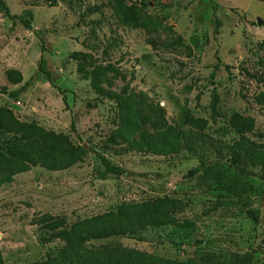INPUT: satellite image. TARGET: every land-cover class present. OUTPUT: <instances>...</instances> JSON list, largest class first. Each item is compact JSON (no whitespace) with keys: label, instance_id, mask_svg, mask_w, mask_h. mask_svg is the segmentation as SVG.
I'll return each mask as SVG.
<instances>
[{"label":"rangeland","instance_id":"obj_1","mask_svg":"<svg viewBox=\"0 0 264 264\" xmlns=\"http://www.w3.org/2000/svg\"><path fill=\"white\" fill-rule=\"evenodd\" d=\"M6 3L32 27L0 13V106L83 150L65 169L34 166L0 187L5 264H44L72 225L119 209L142 225L136 235L95 244L140 250L149 264H264V1ZM40 37L55 86L41 78L14 99L6 70L28 80ZM96 152L124 174L101 178Z\"/></svg>","mask_w":264,"mask_h":264},{"label":"trees","instance_id":"obj_2","mask_svg":"<svg viewBox=\"0 0 264 264\" xmlns=\"http://www.w3.org/2000/svg\"><path fill=\"white\" fill-rule=\"evenodd\" d=\"M0 13L10 20H18L27 29L32 27L30 19L11 13L6 0H0ZM220 23L217 20L216 26ZM40 40L42 55L38 69L28 80H25L23 73L17 69L6 70L7 80L12 85L20 84L18 88L8 93L14 99H19L22 93L27 92L41 78H47L50 84L55 86L54 74L48 69L47 59L43 54L45 40L43 37H40ZM2 90L6 91V88ZM114 99L119 98L114 96ZM63 102L68 105L66 96H63ZM132 102L133 98L128 96L121 104L129 111ZM70 127L72 132L77 133L75 117H72ZM208 143L214 147L218 157L223 155L222 144L215 143L214 139H210ZM80 149L82 148L74 146L68 135L47 131L35 123L22 122L9 106H0V187L12 183L16 175L34 166L51 170L65 169L80 160L78 158ZM233 150L234 156L243 159L246 164L251 166L258 164L259 158L248 150L241 152L234 147ZM96 154L102 165V169L98 171L101 178L124 174L123 167L113 164L100 152ZM140 226L142 225L127 221L121 209L116 213L107 212L81 220L69 228L67 242L59 249L58 254L49 257L44 264H149L145 252L140 250L114 242L95 244L112 237L136 235ZM243 257L252 258L253 254L246 253ZM0 264H5L1 248Z\"/></svg>","mask_w":264,"mask_h":264},{"label":"water","instance_id":"obj_3","mask_svg":"<svg viewBox=\"0 0 264 264\" xmlns=\"http://www.w3.org/2000/svg\"><path fill=\"white\" fill-rule=\"evenodd\" d=\"M259 24L263 23L264 21L261 19H258Z\"/></svg>","mask_w":264,"mask_h":264},{"label":"crops","instance_id":"obj_4","mask_svg":"<svg viewBox=\"0 0 264 264\" xmlns=\"http://www.w3.org/2000/svg\"><path fill=\"white\" fill-rule=\"evenodd\" d=\"M9 69H11V68H9ZM8 70V69H7ZM24 75V74H23Z\"/></svg>","mask_w":264,"mask_h":264}]
</instances>
